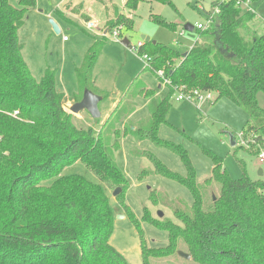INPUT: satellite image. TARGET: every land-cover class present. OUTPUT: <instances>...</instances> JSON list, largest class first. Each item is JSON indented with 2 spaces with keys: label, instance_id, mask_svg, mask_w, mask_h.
Instances as JSON below:
<instances>
[{
  "label": "trees",
  "instance_id": "1",
  "mask_svg": "<svg viewBox=\"0 0 264 264\" xmlns=\"http://www.w3.org/2000/svg\"><path fill=\"white\" fill-rule=\"evenodd\" d=\"M140 2L127 0L126 8L133 12ZM246 2L253 0H217L209 27H194L202 39H196L186 55L152 41H143L138 49L148 56L147 68L155 74L165 71L168 92L159 98L152 88H143L141 93L150 99L149 124L140 121L129 130L139 142L147 139L179 154L185 176L169 169L155 154L147 155L155 174L181 182L193 196L191 207L174 208L181 224L162 223L169 237L166 246H147L141 225L130 218L141 238L144 264H157L151 259L173 255L180 242L199 264H264V181L252 180L246 171L232 178L222 158L213 155L205 185L218 183L220 188L207 199L208 189L197 183L187 149L160 138L158 131L168 123L166 112L175 91L191 96L195 91L201 95L215 91L217 98L228 97L249 113L247 132L256 139L264 136V102L259 101V94H264V35L243 34L255 18L253 10H242L241 3ZM36 5L37 0H0V264H130L110 243L115 213L100 183L78 173L42 183L58 175L64 165L80 160L100 179L128 185L109 144L117 129L106 128L115 121L121 101L98 132L94 126H78L73 113L65 109L66 102L82 99L83 95L77 96L81 89L98 93L92 72L107 38L93 37L83 63L75 69L79 90L67 96L57 86V69L47 67L37 79L23 56L19 29L29 8ZM154 19L175 28L160 16L154 14ZM119 24L133 28L135 21L115 7L106 22L107 32ZM100 95L104 100L110 93ZM134 108L122 106V118Z\"/></svg>",
  "mask_w": 264,
  "mask_h": 264
},
{
  "label": "rangeland",
  "instance_id": "2",
  "mask_svg": "<svg viewBox=\"0 0 264 264\" xmlns=\"http://www.w3.org/2000/svg\"><path fill=\"white\" fill-rule=\"evenodd\" d=\"M62 1L64 0H37V5L29 8L25 24L19 29L23 56L37 79L43 76L47 67L57 69L58 88L71 95L77 89L75 69L83 63L94 42L93 37L106 36V43L99 52L92 72L93 85L98 88L97 94L110 93L100 102L101 117L93 118L85 110L73 115L78 126H94L95 132H98L116 107L113 101L117 97L121 99L113 117L115 121H109L106 128L117 129V133H111L109 144H112L115 162L125 174L128 185H113L100 179L80 160L64 165L58 175L42 180V183L47 184L59 175L72 173L100 183L105 188L115 213L110 243L130 264H144L141 238L133 221L141 225L147 246H166L169 237L168 232L161 228L162 223L172 220L181 224L174 215V208L177 205L191 207L193 196L190 189L181 182L155 174L147 155L148 152L155 154L169 169L185 176L187 170L179 154L147 139L139 142L129 130L130 126H136L140 121H144L145 125L149 124L150 99L141 93L143 88H152L159 98L165 97L168 92L165 77L160 73L162 71L165 74V71L158 70V74H155L147 68L148 59L143 52L138 51L137 46L140 41H146L143 37H149L153 43H161L174 51L185 53L196 39H202L198 29L188 30L186 25L196 27L199 23L207 24L208 18L214 16V3L217 0H170V3L141 0L133 12L127 11V0H114L124 15L133 19L135 24L133 28L119 24L106 35L105 22L114 16L115 9L109 0H76L84 2L86 13H93L92 17L87 15L89 20L78 16V10L83 11L82 7L76 6L78 10L76 7L74 10L67 7V1L59 5ZM252 4L257 12L254 20L256 27L254 29L250 24L242 30L243 34L246 37L254 34L263 36L264 0H253ZM52 8L57 9L65 20L60 19L59 13L56 14ZM154 14L162 17L168 24H174L175 28L158 23ZM50 19L59 25V34L53 30ZM91 20L96 22L94 27H88ZM117 27L120 29V41L111 34ZM64 36L68 38L67 41ZM125 37L131 46L122 43ZM81 90L78 97L83 95ZM181 93L183 92L178 90L171 96L170 107L166 112L168 123L159 127V137L187 149L197 183L203 190L208 189L205 197L209 199L220 188L218 183L209 187L205 185V180L212 173L213 155L222 158L223 166L232 178H239L246 171L252 180L264 181V163L259 161V154L264 149V136L256 139L253 132H247L251 120L249 113L228 97L217 98L215 91L200 97L185 96L179 100L178 95ZM259 101L263 104V93L259 94ZM73 103V100L65 103L67 112H71L70 106ZM122 106L135 108L129 117L127 115L122 118L125 115ZM260 170L263 171L262 174ZM118 187L121 192L114 195V190ZM160 210L164 213L163 217L158 216ZM181 252L188 253L182 242L173 255L161 259L152 258L151 261L157 264H199L192 258H184Z\"/></svg>",
  "mask_w": 264,
  "mask_h": 264
},
{
  "label": "water",
  "instance_id": "3",
  "mask_svg": "<svg viewBox=\"0 0 264 264\" xmlns=\"http://www.w3.org/2000/svg\"><path fill=\"white\" fill-rule=\"evenodd\" d=\"M50 22L52 24L53 30L59 34L61 29L59 27V25L53 20L50 19ZM186 29L188 30H193L194 26H192L191 24H187L186 25ZM146 41H150L149 37H143ZM122 43L126 46L130 45V42L127 38H123L122 39ZM186 55V53L184 54ZM103 100V96L96 94L95 92H93L91 89L89 88H85L84 89V93H83V97L80 101L74 102L71 106H70V111L72 113H79L83 110L87 111L93 118H99L101 117V111L99 108V104L100 102ZM235 143V142H234ZM260 173L262 174L263 171L260 170ZM121 192L120 187L116 188L114 190V195H117ZM164 213L160 210L158 211V216L163 217ZM120 217H124V215H120ZM181 255L184 258H191V255L189 253H184L181 252Z\"/></svg>",
  "mask_w": 264,
  "mask_h": 264
},
{
  "label": "crops",
  "instance_id": "4",
  "mask_svg": "<svg viewBox=\"0 0 264 264\" xmlns=\"http://www.w3.org/2000/svg\"><path fill=\"white\" fill-rule=\"evenodd\" d=\"M65 1H67L66 2V5H67V7H70L71 9H74V7H76V6H79V7H82V9H83V11L82 10H78L77 9V7L75 8V9H77L78 10V16H81L82 17V13H84L85 15H89V17H92L93 16V13H86V11H85V7H83V4H84V2H76V0H64V1H62L61 3H59V5L60 4H62L63 2H65ZM109 2H111V5L114 7H118V5H117V3H115V1L114 0H109ZM127 2V1H126ZM253 2H251L250 4H249V6H243V7H241L242 8V10L243 11H246L247 9H250L251 8V10H253L254 12H255V18L252 20V22L251 23H249V25L251 24V26H254V29H255V27H256V25H255V22H254V20H256V18H257V12H256V8H255V6H253V4H252ZM58 4V3H57ZM250 7V8H249ZM53 9V8H52ZM74 9V10H75ZM118 9H119V11L121 12V13H123L124 14V12H122L121 10H120V8L118 7ZM57 9H53V11L56 13V14H58L59 12H57L56 11ZM127 11H128V9H127ZM113 14H115V9H114V13ZM58 15H60V19H62V20H65L64 19V17H63V15L62 14H58ZM112 18V17H111ZM107 22V21H106ZM105 22V23H106ZM126 38V37H125ZM68 39H66V41H67ZM190 49V48H189ZM77 79V78H76ZM160 87H161V85H160ZM78 90H79V87H78V80H77V89L76 90H74L73 92H72V94H75V93H77L78 92ZM101 90H103V89H101ZM105 91V90H104ZM64 92V91H63ZM65 93V92H64ZM66 94V93H65ZM71 94V95H72ZM97 94V93H96ZM67 96H70L69 94H66ZM155 96H156V93H155ZM156 97H159V96H156ZM71 101V100H70ZM69 101V102H70ZM121 101V99H119L118 97H117V99H115L113 102H114V104H116L115 106H117V104L119 103ZM100 105V104H99ZM101 114H102V112H101Z\"/></svg>",
  "mask_w": 264,
  "mask_h": 264
},
{
  "label": "built area",
  "instance_id": "5",
  "mask_svg": "<svg viewBox=\"0 0 264 264\" xmlns=\"http://www.w3.org/2000/svg\"><path fill=\"white\" fill-rule=\"evenodd\" d=\"M249 4H250V2L241 3V7H243V6H249ZM249 8H250V7H249ZM250 9H251V8H250ZM212 19H213V16H210V17L208 18L207 24L199 23V24L196 26V28H199V29H205V28L209 27V25H210L211 22H212ZM95 24H96V22L93 21V20H91V21H89V23H88V27H94ZM120 28H121V27H120ZM106 34H107V30H105V35H106ZM111 34H112V37H115L116 40L120 41V40L118 39V37L120 36V29H119V27H117V29L111 31ZM66 39H68V38H67L66 36H64V40H66ZM178 42H179V41H177V43H178ZM143 45H144V42H143V41H140V42L138 43L137 48L139 49V47H141V46H143ZM138 51H139V50H138ZM144 57L148 59V56H147L146 54H144ZM160 73L163 75V77H165V80H166L165 82H167L168 79H167V77L165 76V74L162 73V71H160ZM183 93H186V92H183ZM183 93H181V94L178 95V99H179V100L184 99L185 96H191L190 94H183ZM193 93H194V96H198V97L202 96L200 93H198V92H196V91L193 92ZM191 97H193V96H191ZM259 161H260L261 163H264V149H262L261 152H260V154H259Z\"/></svg>",
  "mask_w": 264,
  "mask_h": 264
}]
</instances>
